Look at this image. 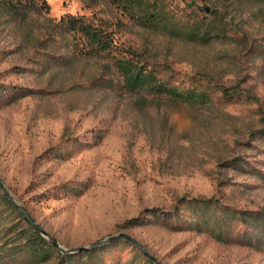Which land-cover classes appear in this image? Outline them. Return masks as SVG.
<instances>
[{
	"label": "rangeland",
	"instance_id": "374dc122",
	"mask_svg": "<svg viewBox=\"0 0 264 264\" xmlns=\"http://www.w3.org/2000/svg\"><path fill=\"white\" fill-rule=\"evenodd\" d=\"M46 1L47 13L0 11V85L32 93L0 100V179L17 202L66 250L125 233L161 264H264V249L242 242L127 224L146 209L172 211L184 196L264 210V179L221 166L242 158L264 174L256 134L264 130V0H143L162 18L156 24L118 0ZM67 14L112 32V52L78 56L72 38L54 32ZM188 31L212 40H187ZM129 52L169 86L211 101L125 92L116 60ZM19 215L0 200V264H60L56 247L48 261L33 250ZM91 250L92 258L72 253L71 264H147L131 244Z\"/></svg>",
	"mask_w": 264,
	"mask_h": 264
},
{
	"label": "trees",
	"instance_id": "16d2710c",
	"mask_svg": "<svg viewBox=\"0 0 264 264\" xmlns=\"http://www.w3.org/2000/svg\"><path fill=\"white\" fill-rule=\"evenodd\" d=\"M118 1L130 9L135 6L141 8L143 11L142 19L147 20V22L156 24L157 21H161L162 19L157 12L146 11L143 7V0ZM50 8L46 0H0V11L15 16H25L27 14L42 12L47 13L50 11ZM54 30L60 36L67 35L72 38L74 52L78 56L86 55L95 57L103 53H111L115 48V39L112 32H108L101 24L90 21L83 16L63 15L54 26ZM185 37L187 40L189 39L197 43L210 42L212 40L209 35H201L193 31H188ZM129 54L130 56L126 55L116 60V67L122 80V89L125 92L135 93L145 91L156 97L159 96L189 106L205 105L211 101V96L207 92H199L196 89L180 91L178 87L169 86L166 82L158 78L157 73L153 69H150L148 65L141 62L135 53L129 52ZM9 92L12 93V96L9 97L7 102L3 103L4 105H9L18 101L21 97L32 94L30 91L22 88L16 91L13 87L0 85V100ZM228 92L229 90L227 89L222 90L224 95H229ZM256 134H259L260 139L264 140V130ZM221 166L236 171L249 170L253 172L252 174H256L264 179V174L261 171L249 169L252 168L250 167V163L242 158L226 161ZM73 191L78 193L74 189ZM0 200L5 206L13 209L14 212L18 211L8 196L1 193V190ZM182 207L189 213L187 217H184ZM22 217L20 214L19 218ZM150 223H156L175 232L195 231L200 234H211L217 241L223 244L242 242L254 249H264V210H238L231 206L221 205L214 198L188 199L184 196L177 201V205L172 211H165L159 208L146 209L145 212L132 218L127 224L129 227H143ZM237 223H242L244 228L237 235H234V227ZM29 225L33 233V240H35L32 244L33 250L41 255L42 259H44L43 261L50 260L55 247L51 246L43 235L39 231L37 232L31 224ZM116 242L130 244L125 240H116ZM96 252L98 251L88 250L81 253H84L82 254L83 258H92ZM73 259L72 254L69 256L60 254V264H71ZM145 261L147 264H153L146 257Z\"/></svg>",
	"mask_w": 264,
	"mask_h": 264
},
{
	"label": "water",
	"instance_id": "95a60500",
	"mask_svg": "<svg viewBox=\"0 0 264 264\" xmlns=\"http://www.w3.org/2000/svg\"><path fill=\"white\" fill-rule=\"evenodd\" d=\"M0 189L3 191L4 194L8 196L14 207L19 211L21 216L25 218V220L34 227V229L38 232H40L45 239H47L50 244L53 247H56L62 254L64 255H70L72 253H79V252H85L97 247H101V245L108 244V243H113L116 242V240H125L129 242L131 245L135 246L147 259H149L153 264H161L158 259L148 251L135 237H131L125 233H121L119 235L113 236V237H108L106 239H103L99 242H96L91 245V247H85V248H76V249H70L66 250L64 249L58 242L57 239L53 238L50 236L44 228L40 225L37 224L35 219L32 217L28 209H26L24 206H21L13 194L10 193L8 187L5 185V183L0 179Z\"/></svg>",
	"mask_w": 264,
	"mask_h": 264
}]
</instances>
